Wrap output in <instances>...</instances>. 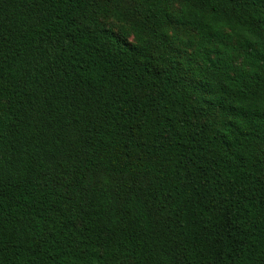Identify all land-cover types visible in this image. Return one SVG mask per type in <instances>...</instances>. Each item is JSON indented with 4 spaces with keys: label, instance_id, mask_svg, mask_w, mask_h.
I'll return each instance as SVG.
<instances>
[{
    "label": "trees",
    "instance_id": "trees-1",
    "mask_svg": "<svg viewBox=\"0 0 264 264\" xmlns=\"http://www.w3.org/2000/svg\"><path fill=\"white\" fill-rule=\"evenodd\" d=\"M0 264H264V0H0Z\"/></svg>",
    "mask_w": 264,
    "mask_h": 264
}]
</instances>
